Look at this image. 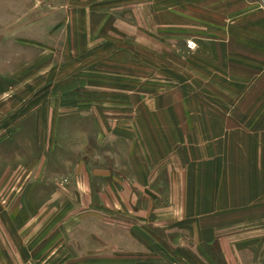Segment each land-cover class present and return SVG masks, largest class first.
Returning <instances> with one entry per match:
<instances>
[{
	"label": "rangeland",
	"instance_id": "1",
	"mask_svg": "<svg viewBox=\"0 0 264 264\" xmlns=\"http://www.w3.org/2000/svg\"><path fill=\"white\" fill-rule=\"evenodd\" d=\"M263 13L264 0H0V264H23L27 249L20 245L37 227L52 230L54 245L37 249V259H59L63 194L75 184L76 167L82 160L90 168L107 163L106 153L93 149L99 145L89 134L93 115L105 132L115 125L122 137L124 127L137 131L136 101L161 91L186 96V88L175 86L187 82L188 59L195 52L216 50L228 60L222 67L229 71L237 56L248 57L252 20L261 26ZM131 51L139 59L147 56L141 69H130L127 77L108 70L107 61ZM249 69L243 68L245 85L255 81ZM253 91L243 90L242 119L234 112L241 104L228 103L233 112H227V136L198 137L195 143L221 142L237 148L238 155L241 148L244 177L248 163L256 164L263 194L264 105ZM77 113L87 119L79 120ZM254 203L264 211V199ZM251 206L247 202L243 211L249 213ZM15 227L23 229L20 240L12 233ZM148 239L153 241L148 255L134 256L135 264L204 262L186 234L176 239L149 231Z\"/></svg>",
	"mask_w": 264,
	"mask_h": 264
},
{
	"label": "crops",
	"instance_id": "2",
	"mask_svg": "<svg viewBox=\"0 0 264 264\" xmlns=\"http://www.w3.org/2000/svg\"><path fill=\"white\" fill-rule=\"evenodd\" d=\"M262 20L261 26L252 20L251 42L245 44L248 57L237 56L232 71L223 69L228 60L216 50L195 52L188 59L187 82L175 86L186 88V96L161 91L136 101L137 131L124 127L122 137L115 125L105 132L98 117H91L89 134L99 140L93 149L106 153V166L90 168L82 160L76 167L75 184L63 194L64 224L55 231L63 235L55 247L59 259L53 261L51 255L37 259V249L54 247L49 240L52 230L37 227L20 245L27 249L23 264H135L134 256L148 255L153 242L149 231L172 233L176 239L186 234L194 251L203 253L202 264H264V211L254 203L264 199L258 167L248 163L245 179L241 148L238 155L237 148L221 142L195 143L198 137L228 135L227 112L232 108L227 105L241 104L234 112L242 119L245 88L257 91L258 104L264 105V13ZM130 53L107 61L108 70L127 77L130 69H141L143 58L147 63V56L139 59L136 51ZM246 67L251 72L248 78L255 79L253 85L244 84ZM82 113L77 118L87 119ZM105 139L107 148L99 147ZM247 202L252 205L249 213L243 211ZM30 213L37 215L32 209ZM22 231L15 227L12 233L19 239ZM133 248L138 253L132 255ZM195 254L200 258L199 252Z\"/></svg>",
	"mask_w": 264,
	"mask_h": 264
}]
</instances>
